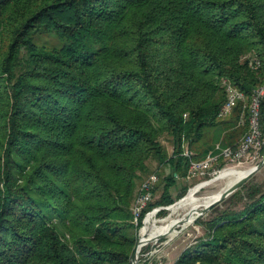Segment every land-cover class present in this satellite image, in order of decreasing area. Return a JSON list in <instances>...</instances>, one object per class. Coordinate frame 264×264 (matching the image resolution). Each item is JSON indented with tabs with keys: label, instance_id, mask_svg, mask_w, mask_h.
Returning <instances> with one entry per match:
<instances>
[{
	"label": "trees",
	"instance_id": "trees-1",
	"mask_svg": "<svg viewBox=\"0 0 264 264\" xmlns=\"http://www.w3.org/2000/svg\"><path fill=\"white\" fill-rule=\"evenodd\" d=\"M223 80L246 97L264 83V0H0V264H131L139 183L168 165L153 204L175 201L183 145L225 130ZM250 180L173 264H264Z\"/></svg>",
	"mask_w": 264,
	"mask_h": 264
},
{
	"label": "built area",
	"instance_id": "built-area-1",
	"mask_svg": "<svg viewBox=\"0 0 264 264\" xmlns=\"http://www.w3.org/2000/svg\"><path fill=\"white\" fill-rule=\"evenodd\" d=\"M252 68L257 69L261 65L259 58L246 55ZM225 99L217 112V119L223 120L231 115L234 109L240 105L241 113L238 124H243L247 120V129L240 139L233 145H223L217 142L208 151L203 159L195 160L193 152L188 146H184L183 155L190 159L186 179L191 180L212 170L213 173L222 169L241 163L244 159L258 153L264 146V127L261 123V104L264 101V83L257 86L249 97L231 84L223 80ZM158 182V175L155 172L146 176L139 185L134 202L132 204V222L134 225L138 264H163V256L159 253L158 246L162 243V238L167 241L177 235V228L168 230L159 237L163 231H157V227L168 223V216H162V212L169 210V205H152L154 200V189ZM166 241V242H167Z\"/></svg>",
	"mask_w": 264,
	"mask_h": 264
},
{
	"label": "rangeland",
	"instance_id": "rangeland-1",
	"mask_svg": "<svg viewBox=\"0 0 264 264\" xmlns=\"http://www.w3.org/2000/svg\"><path fill=\"white\" fill-rule=\"evenodd\" d=\"M44 38L47 39L48 43L50 44L56 42V40L52 38L51 36H44ZM236 113H237V110H234L233 113L229 115L226 119L220 120L226 123V125L229 127L231 126V124L233 125L232 128L230 127L228 133L230 134V136L233 138V141L235 142H237L242 136V134L245 132L243 125L234 126ZM219 127H220L219 121L216 125L206 127L204 129L202 137L198 141L193 142L192 147H190V149L192 148V150L201 152L206 146H208L211 143L212 136L213 137L219 136L221 132ZM162 141L165 147L167 148L168 153L170 154L172 151V142L168 140V138H163ZM262 155H264V153H261L260 151L257 154L253 153L251 157L244 159L241 163L231 165L229 166V168H237V169L250 168L251 166L257 164L261 160ZM195 160H199V159L196 157ZM170 171H171V168L168 165L157 166V163L155 161L151 163L150 172H155L158 175V182L154 189L153 202L155 201V199L159 198L162 192L164 176L168 175ZM224 171L225 170L221 172H224ZM219 172L220 171L213 173L212 170H209L208 173L204 174L203 176H200V177H197L191 180H187L186 178L185 179L177 178L176 182L170 187V193H171V196L175 199L173 203L175 204L177 201L178 202L175 204V207L172 210L169 209V210H165L162 212V216H168L170 214L167 220L168 223L166 225L170 223H174L178 218L183 216V213H184V211L182 210L183 203H180L179 200L183 196H185L188 193V190L190 188L192 189L194 185L197 186L203 181L213 179L208 184L203 186L199 191L191 194L188 198H186L185 202L191 201L196 196L217 193L224 186V183H225L223 179L218 178V175L221 173ZM250 179H251L250 180L251 183H254V184L264 183V166H262ZM183 187H187V190L185 191L183 196L178 198V196L182 193ZM153 202H152V205H155L153 204ZM228 205L233 206L235 208H240L242 206L241 203H237L234 205L227 203V204L218 205L217 209L221 210L223 208H226ZM201 216L203 217L204 220L209 217L208 214H205V215L203 214ZM178 230L179 232L177 233V235H175L171 240L167 241L166 238H162V243H160V245L158 246L159 253L163 256V264H173V262L176 260V258L180 255V253L184 249L193 245L199 239V237L206 236L203 225L196 223V221L191 222L185 227L179 226Z\"/></svg>",
	"mask_w": 264,
	"mask_h": 264
},
{
	"label": "bare ground",
	"instance_id": "bare-ground-1",
	"mask_svg": "<svg viewBox=\"0 0 264 264\" xmlns=\"http://www.w3.org/2000/svg\"><path fill=\"white\" fill-rule=\"evenodd\" d=\"M251 167H253V166H251ZM250 168L237 169V168H229V166H228V167L222 169L221 171H223V170H225V171L224 172L220 171L221 173L219 172L220 174L218 173L219 175L218 174L217 175H218V178L223 179L225 183H224V186L217 193H215V194H207V195L204 194V195H201V196H196L191 201L185 202L186 198H188L191 194L199 191L203 186L208 184L213 179H209V180L203 181L202 183H200L197 186L194 185L195 186V187L193 186L194 188L193 187H192V189L190 188L188 194L184 198L179 200L180 203H183L182 210L184 211L183 217L185 219V221L182 224V226L185 227L186 225L190 224L192 222L193 217L196 214V211H198L201 206H204V205L208 204L209 202H211L218 195V193H220L223 189L228 187L236 179L240 178L242 175L247 173V171ZM178 219L174 223H170L168 225L157 227V231H163V230L167 229L168 227H170L171 225L177 224Z\"/></svg>",
	"mask_w": 264,
	"mask_h": 264
},
{
	"label": "water",
	"instance_id": "water-1",
	"mask_svg": "<svg viewBox=\"0 0 264 264\" xmlns=\"http://www.w3.org/2000/svg\"><path fill=\"white\" fill-rule=\"evenodd\" d=\"M262 166H264V155H262L261 160L257 164L253 165V167H251L247 171V173H245L244 175H242L240 178L236 179L228 187H226L220 193H218V195L211 202H209L208 204H206L203 207H201L198 211H196V214L193 217L192 222L193 221H196L197 218H199L201 215L205 214L212 206L216 205L217 203H219L220 201H222L224 198L228 197L235 190H237L249 178H251ZM189 190H188V192H189ZM185 196H183L182 198H184ZM173 204L174 203H172L171 205H173ZM184 221H185L184 220V217L183 216L180 217L178 219L177 224H173L170 227H168L167 229H165V231L162 234H160L159 237H163L168 232V230H173V229H176V228H177L176 230H177V233H178L179 232L178 227L179 226L183 227L182 224L184 223ZM131 264H138L137 246L134 247L133 253L131 255Z\"/></svg>",
	"mask_w": 264,
	"mask_h": 264
},
{
	"label": "crops",
	"instance_id": "crops-1",
	"mask_svg": "<svg viewBox=\"0 0 264 264\" xmlns=\"http://www.w3.org/2000/svg\"><path fill=\"white\" fill-rule=\"evenodd\" d=\"M221 126L225 127V130L222 132V134L220 135V137L216 141H214L213 136H212L211 143L208 146L214 145L217 142L224 143V142H227V141H232V143H234V144L236 143L235 141H233V138L232 137H229L230 134L228 133L230 127L232 128L233 125L231 124V126L229 127V126L226 125V123H223ZM191 147H192V145H191ZM191 150H192V148H191ZM192 152L194 153V155L197 158H199V159L202 158V157L199 156L202 151L201 152H198V151L192 150Z\"/></svg>",
	"mask_w": 264,
	"mask_h": 264
}]
</instances>
